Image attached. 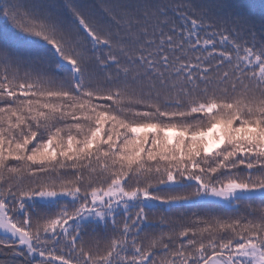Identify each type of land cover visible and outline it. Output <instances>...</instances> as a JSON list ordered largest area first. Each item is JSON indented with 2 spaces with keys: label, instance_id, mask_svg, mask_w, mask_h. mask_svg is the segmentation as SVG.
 I'll use <instances>...</instances> for the list:
<instances>
[{
  "label": "trees",
  "instance_id": "16d2710c",
  "mask_svg": "<svg viewBox=\"0 0 264 264\" xmlns=\"http://www.w3.org/2000/svg\"><path fill=\"white\" fill-rule=\"evenodd\" d=\"M116 180L161 201L79 221ZM230 181L264 185V0H0V264H240L264 196L197 199Z\"/></svg>",
  "mask_w": 264,
  "mask_h": 264
},
{
  "label": "rangeland",
  "instance_id": "374dc122",
  "mask_svg": "<svg viewBox=\"0 0 264 264\" xmlns=\"http://www.w3.org/2000/svg\"><path fill=\"white\" fill-rule=\"evenodd\" d=\"M216 131V127L209 129L201 134L205 137L208 144L207 148L212 149L217 144L216 141H210V135ZM220 137V136H219ZM264 196V185L249 186L236 181H230L220 187L203 186L201 193L198 195V200H214L225 204H230L233 198L237 196ZM75 190L50 191L44 190L34 195L35 198L41 201H51L58 198H74ZM138 201L143 205H154L159 203L156 197L148 195L144 191L127 192L122 188L121 180H116L104 189L94 190L90 194V206L82 207L80 211L79 221H96L103 222L110 217L117 208H126L129 202ZM0 233L12 235L19 240L20 246L30 248V240L24 231L13 225L6 217L3 206L0 204ZM240 264H264V254L258 247L250 244L243 247L235 256ZM231 259L225 257L214 256L207 261V264H232Z\"/></svg>",
  "mask_w": 264,
  "mask_h": 264
}]
</instances>
